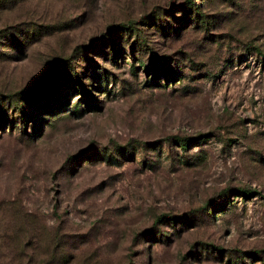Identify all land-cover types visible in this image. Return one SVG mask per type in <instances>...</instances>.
<instances>
[{
  "label": "rangeland",
  "instance_id": "rangeland-1",
  "mask_svg": "<svg viewBox=\"0 0 264 264\" xmlns=\"http://www.w3.org/2000/svg\"><path fill=\"white\" fill-rule=\"evenodd\" d=\"M0 264H264V0H0Z\"/></svg>",
  "mask_w": 264,
  "mask_h": 264
},
{
  "label": "trees",
  "instance_id": "trees-1",
  "mask_svg": "<svg viewBox=\"0 0 264 264\" xmlns=\"http://www.w3.org/2000/svg\"><path fill=\"white\" fill-rule=\"evenodd\" d=\"M145 70H147V66L145 67ZM182 145H183V143H182ZM18 247H19V249H23L25 246H26V244L25 243H21L20 241H19V243H18Z\"/></svg>",
  "mask_w": 264,
  "mask_h": 264
}]
</instances>
